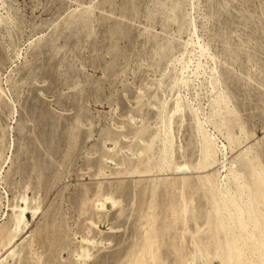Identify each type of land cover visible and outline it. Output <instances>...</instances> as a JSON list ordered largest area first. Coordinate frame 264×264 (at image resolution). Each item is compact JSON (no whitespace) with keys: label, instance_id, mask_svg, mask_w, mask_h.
<instances>
[{"label":"rangeland","instance_id":"obj_1","mask_svg":"<svg viewBox=\"0 0 264 264\" xmlns=\"http://www.w3.org/2000/svg\"><path fill=\"white\" fill-rule=\"evenodd\" d=\"M183 1L180 15L195 20L197 35L185 29L179 32L176 24L163 30L164 15L159 17L157 8L169 0H0V227L7 221L9 206L20 204L22 196H34L38 204L36 214L26 216L23 232L1 252L2 257L7 256L4 264H75L82 237L99 245L98 252L91 251L95 264L99 253L103 255L97 264H127L134 259L135 264H196L187 228L173 222L168 212L169 202L180 198L162 189L156 192V220L146 235L147 226L140 218L147 211L148 186L186 176L197 180L215 168L203 172L192 167L185 176L173 169L126 174L132 166L142 169L147 158L149 163L158 161L159 142L155 141L149 156L142 147L146 134L159 124L161 108L157 102L146 104L144 96L155 91L159 100L171 106L172 77L175 71L178 78L186 73L177 70V50L186 39L207 41L209 35V54H220L216 62L222 74L219 88L226 91L239 120L252 131L233 150L219 153L218 163L228 165L246 148L260 154L264 139V25L258 0H218L219 17L208 22L204 17L206 0L194 9L190 0ZM89 5L95 20L91 35L81 25L80 32L71 36L66 19ZM122 11L130 13L128 18L121 17ZM9 18L14 19V26ZM55 34L59 37L54 38ZM224 41L235 50L231 57L224 53ZM245 41L249 48L242 46ZM155 43L164 48L157 50L160 56L152 58ZM171 45L175 46L169 52ZM197 52L193 51L196 55H192L189 66H193L188 71L197 62ZM201 60L208 66L212 63L208 56ZM208 66L205 78L211 73ZM205 78L200 76L178 91L193 109L200 107L202 115L210 111ZM14 81L20 85L16 89ZM159 81L162 86L157 88ZM12 108L16 112L11 115ZM191 117L188 110L181 119L175 114L169 129L176 137L174 144L182 148L174 155L189 156L195 163L197 141ZM140 126L146 131L137 138L134 134ZM207 129L215 131L212 125ZM215 135L220 137L219 146L227 145L219 133ZM110 193L116 203L103 201L104 208L97 210L98 200ZM194 199L200 215L203 200L200 195ZM12 249L15 254L11 258ZM208 264L218 262L213 258Z\"/></svg>","mask_w":264,"mask_h":264},{"label":"bare ground","instance_id":"obj_2","mask_svg":"<svg viewBox=\"0 0 264 264\" xmlns=\"http://www.w3.org/2000/svg\"><path fill=\"white\" fill-rule=\"evenodd\" d=\"M258 1L260 12L263 16L261 25H264V0ZM206 2L208 6V12L204 16L206 22L209 20L215 21L220 13V9L215 7V3L218 2V0H206ZM183 3V0H169L167 4H158V16L160 17L161 15H164L161 27L165 30L169 25L176 24V30L179 32H182L185 29L189 32L192 31L191 33L194 35L196 34L197 28L195 20L191 18L187 21L184 15H180ZM201 3H203L202 0H190V6L193 9ZM88 7H90V5ZM132 8L135 7L132 6ZM92 13V7H90L89 9H85L78 14L70 16L69 19H66L65 24L71 36L79 33L83 26L88 30V35H91L94 26L93 23L95 21ZM127 14L130 15L129 12L122 11L121 17L126 19L129 16H127ZM101 18L103 19V17ZM13 20L9 18L8 21L10 26H14L12 22ZM146 20L150 24L151 18ZM151 25L152 24H150V26ZM121 33L122 30L119 34L117 33L118 38H120L119 36L122 37ZM213 35L217 36L216 34ZM56 37L58 38L59 34H55L54 38ZM192 39H186L182 43V46H180V49H176L179 56H175V59L177 64L180 65L177 70L186 73L182 75L181 78H178V76H176L177 72L175 71L174 76L172 77L169 91L173 92L174 98L171 106H169L166 101L159 100V95L155 91L144 96L147 98L146 104L151 102L152 105H155L157 102L161 108L157 116V123L159 124L156 128L146 134V141L142 147V151L145 152L146 156H149V154L152 153L155 141L159 142L160 144L157 147L159 152L158 161L155 163H149L147 160L148 158L146 157L147 159L144 162V167L142 169L137 166H132L126 171V174L166 172L169 169H173L175 172L185 176L191 172L192 167L203 172H209L213 167L215 169L211 173L199 175L197 180L191 181L189 180V177L186 176L181 177L172 183L162 182L148 186L149 189H147V192L150 195V198L147 211L140 218L142 224H146L147 226V229H144V232L146 235L147 231L153 228V224L156 220L153 213L155 207L154 199L157 196L156 192L162 189L164 193L166 192V194L169 193L172 197L180 198V200L175 199L176 202H169L168 212L171 213L173 222L180 223L182 227L187 228L191 246L193 248L191 251V257L196 260V264H208L209 259L213 258L218 264H264V160L262 159V156H264V139L260 148V154L252 152V148H246L241 152V156L232 159L228 165H225V161L218 163L219 153L227 148L233 150L237 145L246 140L252 131L249 132L246 125L247 123L245 124L239 120L240 118L237 115L236 108L226 91L219 88L221 81L220 77L222 74L217 71L216 62L220 58V54H209L211 47L209 35L207 41H203V39L201 41H193ZM199 39L201 38L199 37ZM156 44L157 43H155V45ZM224 44V53L226 55L231 57L235 54L234 49L226 47L229 45L228 42L224 41ZM173 46L175 45H171L169 52L174 49ZM189 46H191L192 49H188ZM242 46L249 48L246 41L242 43ZM156 47L157 48L152 52V58L154 56L158 57L160 52L157 50H159V48H164V46L162 47V44H157ZM196 49L199 54L197 62L193 69L188 71L187 69L193 66L192 64L189 66V63L193 62L192 55L193 57L196 55L193 53ZM16 54L17 52H15V55ZM167 54L168 53L164 52V56ZM206 56H208L212 62L210 66L201 60L202 57L205 58ZM167 57H169V54ZM233 59L234 57H232V60ZM247 59L250 61V55H248ZM205 65L208 66L207 68L213 73H210L207 78H205V75H207ZM232 68H234L233 65L231 66V69ZM165 69H167V67H165ZM247 75V78L251 80L249 74ZM200 76H203L206 79V84L208 85L207 87H209L208 89L210 92V111L207 115L201 114L200 107L193 109L187 102V97L185 95H179L178 93L180 88H187L191 82H195L194 80H198ZM17 83V81H14L12 84L14 89L20 86ZM202 85L201 82L199 86ZM161 86L162 82L159 81L157 88H160ZM15 91L17 92V90ZM197 95L198 93L196 92L194 96L196 97ZM187 110L192 116L191 118L194 122L193 129L196 132L197 156L195 158V163L191 162L189 156H179L177 158L174 155V152L177 149L182 151V148H177L174 144L176 137L171 135V130L169 129L173 123V116L177 114L181 119L187 114ZM15 112V108H12L11 115ZM22 125L23 123L20 124L21 127ZM209 125H212V128L215 131L211 129L208 130L207 127ZM145 131L146 127L140 126L137 128L134 135L137 138H142ZM215 132L219 133L226 140L227 145L224 146L223 142V145L219 146L218 138L220 137L215 135ZM128 150L133 151L131 146L128 147ZM178 159L182 160L178 162ZM219 164L221 167L218 166ZM199 195L203 200V211L200 215H198V211H196L194 199ZM103 201H110L113 205L116 203L112 194H107L102 200H98V204H95L97 210L104 208ZM177 205L179 207L178 211H176ZM9 207V213H6L7 221L4 226L0 227V264H4V261L7 258V256L2 257L1 252L15 241L17 236H19L26 228V216L28 213L33 217L38 210V204L36 203L34 196L31 198L22 196L20 198V204H11ZM191 222L192 225H190ZM89 223L93 225V221H90ZM195 225H197L198 228H195ZM147 240L149 245L152 246V243L150 242L151 240ZM31 244L32 242H29L28 244V250L30 251ZM98 247V243L94 240H91L88 237H82L77 246V249L79 250H77L75 255V264H87L88 262H90L88 264H95L94 257L96 256H94L91 251L98 252ZM14 254L15 251L12 249L9 252V255L12 258L14 257ZM98 255L100 256V259H97L96 264L101 260L103 254L99 253ZM135 263L136 259L131 260L127 264ZM141 264H150V262L145 261Z\"/></svg>","mask_w":264,"mask_h":264}]
</instances>
